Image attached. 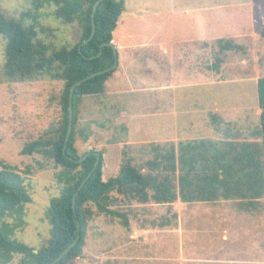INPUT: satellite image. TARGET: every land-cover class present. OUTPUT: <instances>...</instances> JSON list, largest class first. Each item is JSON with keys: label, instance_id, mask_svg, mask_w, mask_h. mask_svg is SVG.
I'll list each match as a JSON object with an SVG mask.
<instances>
[{"label": "crops", "instance_id": "crops-1", "mask_svg": "<svg viewBox=\"0 0 264 264\" xmlns=\"http://www.w3.org/2000/svg\"><path fill=\"white\" fill-rule=\"evenodd\" d=\"M241 2L249 3V12L253 15L261 14L256 34L252 41L242 40L245 36L241 32L228 38L241 50L247 47L250 51L261 40L264 2ZM123 13H126L125 1ZM120 16L111 41L117 51L116 68L106 80L104 93L90 100L94 117H80L78 121L86 123L91 134L89 125L100 118L107 124L105 131L117 130L132 138L122 141L124 144L169 143L175 153L170 178L171 181L173 178L176 196L162 203L167 204L164 209L167 217L160 225L147 219L131 227L127 210L128 225L124 226L126 233H121L122 241L107 243L103 236L106 233L102 232L87 250L83 247L75 264L87 260V264H264V243L260 237L264 231L261 224L264 221L260 220H264V190L261 184L258 190L256 170L247 162L251 141L259 143L261 136L255 131L254 138L246 140V144L238 140L234 135L237 133L228 135V139L220 136L218 127L226 122L233 124L226 116H233L237 111H233L234 107L219 105L215 97L209 99L208 92L200 91L210 80L220 77L228 64L226 52L218 71L208 64L210 39L158 36L157 41L154 37L133 43L126 42L128 34L126 38L116 39ZM241 60L235 57L232 63L238 64ZM257 80L256 77L254 86ZM232 81L247 82L244 78ZM252 108L258 116L260 109L255 99ZM148 117L154 122H148L146 131L157 133L152 130L153 122L161 134L141 139L140 121ZM212 127L211 131L205 130ZM133 201L132 206L147 207L145 203ZM138 213L153 220L159 215L146 210Z\"/></svg>", "mask_w": 264, "mask_h": 264}, {"label": "trees", "instance_id": "trees-1", "mask_svg": "<svg viewBox=\"0 0 264 264\" xmlns=\"http://www.w3.org/2000/svg\"><path fill=\"white\" fill-rule=\"evenodd\" d=\"M125 0H101L94 11L95 31L86 44L91 31V13L96 0H29L32 9L21 11L18 16L6 18L0 11V36L5 40L2 49L0 79L6 82L36 81L41 79L60 80L63 87L59 95L61 117L57 124L46 128L35 139L28 140L20 150L21 155L40 154L52 160L59 170L55 173L60 184L59 195L50 199L46 210L50 222V238L47 245L33 251L25 243L13 237L15 230L24 226L25 204L32 201L26 186V176L19 173L14 165L0 158V264H10L14 257L21 255L18 264H50L76 237L79 221L80 237L66 255L54 264H69L82 255L87 223L92 219L95 205L100 213L119 218L128 225L124 212L110 208L117 202L113 192L124 197L125 203L136 200L147 203H168L175 199L173 178L170 172L175 167V153L169 143H145L138 146L124 145L119 173L103 180V157L101 151L89 149L80 153L76 147V136L83 141L88 131L78 127V105L83 96L102 95L105 83L114 71L96 75L77 85L73 92L72 130L66 143L68 126L69 89L77 80L99 70L110 67L114 62L113 49L105 45L97 56L100 45L112 41V31L124 9ZM47 8L44 15L63 25L77 23L79 39L74 44L56 43L51 27L41 25L39 10ZM11 17V16H9ZM264 41V24L259 31ZM220 52L238 49L229 39H217ZM80 45V51L78 46ZM85 56V57H84ZM95 56L93 58H88ZM221 58L216 57L212 68L219 70ZM259 112V134L262 145L263 176L258 183L264 190V77L256 83ZM100 153V160L76 195L75 211L72 195L92 169ZM85 153L86 158L77 162ZM247 158V162H248ZM43 168V164L38 163ZM29 173V170H26Z\"/></svg>", "mask_w": 264, "mask_h": 264}, {"label": "rangeland", "instance_id": "rangeland-1", "mask_svg": "<svg viewBox=\"0 0 264 264\" xmlns=\"http://www.w3.org/2000/svg\"><path fill=\"white\" fill-rule=\"evenodd\" d=\"M241 1L243 0H125L126 13L120 16L115 38L120 39L122 36L126 38V34H128L129 38L126 42L133 43L145 39L152 40L154 37L153 40L157 41L158 36L165 38H195L199 36L203 39H210L207 44L209 66L212 67L217 56L222 60L225 52L228 57V64L221 70L220 77L216 76L213 81L210 80L209 85L202 87L200 91L208 92L209 99L215 97L219 101V105L224 104L229 109L234 107L233 111L237 112L233 116H226V118L229 117L234 121L233 124L226 122L221 125V128L218 127V130L221 133L220 136L225 137V139H228V135L237 133L234 135L239 138L238 140H241L242 144H246V140L254 138L256 134L254 132L259 133L260 130L259 112L256 116L252 106L254 99L257 103L256 86H254L256 77L257 79L264 77V41H256L254 48L250 51L244 47L243 50L238 48L222 52L218 50V45L215 42L221 38L229 39L228 37L239 32L242 33L241 36H245L242 40H253L252 36L256 34V27H258L261 14L255 12L253 15V12H249L251 7L249 3ZM258 2H264V0H258ZM241 4L246 6H240ZM30 9L32 6L29 0H0V11L8 19L18 16L21 11ZM47 11H49L47 8L39 10L42 14L39 20L44 27H51V31H47V33H53L56 43H76L80 31L78 24L75 22L71 25H63L54 21L52 17L45 16ZM4 43V38L0 36V68L3 61ZM245 44L251 46L252 43ZM233 56L242 60L238 64H234L232 63L235 60ZM221 66L222 64L219 65V69ZM248 77L251 78L247 79ZM238 78L247 80L246 84L241 81L232 83V79ZM226 79L229 80L226 81ZM62 87V81L45 78L23 82H6L0 79V158L14 165L19 173L26 176V186L32 198L31 202L25 204L24 226L15 230L13 237L28 245L34 252L44 248L50 238V222L46 210L50 199L59 195L60 184L55 178V173L59 167H55L52 160H48L40 154L21 155L20 150L26 141L37 138L46 128L58 123L61 117L59 95ZM98 96L100 95L82 97L78 105V119L80 117H94L90 100L98 98ZM208 104L212 106L211 102ZM82 107L83 112L80 111ZM101 121L100 118H97L95 123L89 125L92 130L86 141H83L81 136L77 134L76 147L80 153L89 149L102 152V176L107 179L110 175L118 173L123 154L128 150L122 141L132 138L126 137L127 134H121L117 130L105 131L104 127L107 124ZM150 121L154 122L150 117L140 121L143 134H138V136L141 139L158 137L161 134L153 122L152 130L157 133L150 134V131H146ZM82 123L78 121L77 128L81 127L88 131L89 128L86 123L83 125ZM205 130L211 131L213 127ZM250 131L252 132L247 134ZM227 132L231 134H224ZM127 145L138 146L140 144ZM250 145L248 162H251L256 170L258 184L263 176L262 145L258 141H251ZM38 163L43 164V168ZM26 170H29V173H26ZM111 196L117 202L112 204L110 208L124 212L126 215L128 214L127 210L130 211L128 218H130L129 226L131 227L139 225L142 221L147 222V219L156 225H160L159 222L164 221L167 217L164 211L167 204H156L150 200L145 203L147 207L137 208L135 205L132 206L134 201L120 202V200H124V197L116 192H113ZM90 206L94 215L87 223L83 247L87 250L88 246L95 242L96 236H102L100 234L102 232L106 233L103 236L107 238V243L121 242L123 239L121 233H126V227L121 220L115 216L98 212L95 205ZM141 210L155 211L159 215L155 217V220L153 217L146 216L148 218H145L143 214L138 213ZM261 224L264 225V222ZM260 237L264 243V231ZM21 257V255L15 256L10 264H18ZM76 260L78 258L69 264H75ZM87 263L88 260L83 264Z\"/></svg>", "mask_w": 264, "mask_h": 264}, {"label": "water", "instance_id": "water-1", "mask_svg": "<svg viewBox=\"0 0 264 264\" xmlns=\"http://www.w3.org/2000/svg\"><path fill=\"white\" fill-rule=\"evenodd\" d=\"M101 0H96V2L94 3L93 5V8H92V13H91V31H90V34L88 36V38L83 42V44H86L88 41L91 40V38L93 37V34H94V31H95V24H94V11L96 9V6L97 4L100 2ZM105 45H108L110 46L112 49H113V55H114V62L113 64L106 68V69H103V70H99V71H96L94 73H91L79 80H77L76 82H74L70 89H69V99H68V126H67V131H66V135H65V145L63 147V152L65 150V147H66V143L69 139V136H70V133H71V130H72V119H73V92H74V89L77 85H79L80 83L84 82L85 80L87 79H90L96 75H100V74H103L105 72H109L113 69L116 68V65H117V51H116V48L114 46V44L112 42H107V43H103L100 45V50L97 54V56L101 53V49L103 46ZM78 50L79 52L81 53L80 51V45L78 46ZM85 57V56H84ZM95 56H90L88 58H93ZM89 153H85L83 156H81L77 162H81L83 161L86 156L88 155ZM100 160V153L99 152H96V159H95V162L93 164V167L92 169L88 172V174L84 177V179L81 181V183L79 184L77 190L74 192V194L72 195V207L75 211V200H76V195L78 193V191L80 190V188L85 184L86 180L88 179V177L91 175L92 171L95 169V167L97 166L98 162ZM79 227H80V224H79V221H77V234H76V237L74 238V240L50 263V264H54V263H57L58 261H60V259H62V257L64 255H66L68 253V251L75 245V243L77 242V240L79 239L80 237V231H79Z\"/></svg>", "mask_w": 264, "mask_h": 264}]
</instances>
